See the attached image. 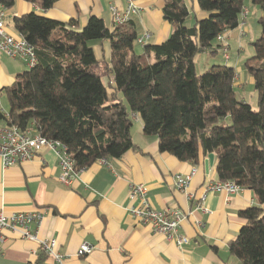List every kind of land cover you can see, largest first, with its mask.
I'll list each match as a JSON object with an SVG mask.
<instances>
[{"label": "trees", "instance_id": "16d2710c", "mask_svg": "<svg viewBox=\"0 0 264 264\" xmlns=\"http://www.w3.org/2000/svg\"><path fill=\"white\" fill-rule=\"evenodd\" d=\"M17 1L0 5L10 10ZM23 1L41 9L12 17L18 34L35 46L37 64L1 91L9 108L0 107V125L62 143L78 172L136 149L137 114L144 134L158 137L160 153L195 165L215 154L217 179L253 191L259 203L239 211L247 223L229 252L243 264H264V0H197L207 17L193 26H187L191 13L184 0H164V18L174 30L163 44L146 45L143 54L135 51L133 21L111 30L91 16L80 28L74 19L43 15L57 0ZM246 1L262 11L261 35L244 64L254 79L257 108L238 98L235 68L213 65L200 74L195 62L198 54L223 48L217 37L239 28ZM105 40L110 63L89 47ZM105 78L115 83V94L108 93Z\"/></svg>", "mask_w": 264, "mask_h": 264}, {"label": "crops", "instance_id": "0c3cea01", "mask_svg": "<svg viewBox=\"0 0 264 264\" xmlns=\"http://www.w3.org/2000/svg\"><path fill=\"white\" fill-rule=\"evenodd\" d=\"M134 1L140 9L139 16L133 19L138 37L150 33L146 45L166 42L174 28L164 18L165 1ZM184 1L191 13L187 26H193L207 17L197 0ZM111 6L124 12L127 0H57L52 8L42 13L60 22L74 19L80 28L87 24L91 16H96L113 30ZM38 8L37 5L18 0L12 9L7 10L6 17L9 14L12 18L41 12ZM250 16L251 11L243 28L226 34L223 47L229 49V60L225 59L223 48L216 54H200L206 58L207 69L212 63L235 68L236 94L254 107L253 102L248 100L249 95L253 99V94H256L254 79L244 66L243 46L237 53L231 46L233 40L248 35ZM6 30L11 35L20 36L15 28L14 32L7 27ZM94 50L99 60L111 62L109 40L101 41ZM135 51L143 54L144 47L136 44ZM220 52L222 61L216 62ZM150 59L153 60V56ZM195 62L198 72L197 56ZM26 70L23 61L0 55V107L2 95L5 96L1 91L10 87L17 75ZM109 86L113 91L107 88L108 93L115 94V83ZM8 108L2 109L7 112ZM133 118L132 139L136 149L129 150L121 158L100 160L80 171L71 187L60 183L58 157L51 149L44 148L34 160L8 169H4L0 161V211L10 216L36 211L45 213L39 227L33 225L32 230L39 240L56 241V250L63 257V264H243L230 254L229 244L247 223L239 216V211L259 206L254 192L242 189L233 194L206 193L207 184L218 181L216 155L213 167L206 172L207 157L195 165L160 153L158 137L144 134L140 115ZM195 168L198 170L188 190L178 191L176 176L189 175ZM131 184L149 187L152 207L159 210L176 209L186 217L181 223V233L190 239L188 245L179 248L163 235L155 234L149 227L139 224L130 215L128 194ZM85 243L91 245L93 250L80 257L77 253ZM45 261L49 259L38 242L22 238L18 231L5 232L0 264Z\"/></svg>", "mask_w": 264, "mask_h": 264}, {"label": "built area", "instance_id": "2783aa9c", "mask_svg": "<svg viewBox=\"0 0 264 264\" xmlns=\"http://www.w3.org/2000/svg\"><path fill=\"white\" fill-rule=\"evenodd\" d=\"M114 27L124 25L136 16H139L140 9L134 0H127V7L124 12L119 11L115 6L110 8ZM38 11L41 9L38 8ZM7 9L0 5V55L8 58L23 61L27 70H31L37 64L36 48L28 43L22 36H14L6 30ZM249 15L247 8L243 9L239 27L243 28ZM226 32L220 33L217 37L219 43L223 44ZM150 33H145L137 38V44L145 47L150 39ZM224 57L229 60V49L223 47ZM44 148L51 149L58 157L59 161V181L66 187H71L74 178L78 175L75 160L67 153L66 147L60 142L47 140L46 138L33 133V131H22L17 126L0 125V161L4 169L19 166L34 160ZM197 168L189 175L176 176V189L186 192L193 177L197 173ZM82 171V170H81ZM242 188L231 181H211L206 186V193L228 194L238 193ZM128 198L131 206L128 208L130 215L141 225L149 227L155 234L163 235L168 241L175 243L179 248L190 243V239L181 233V223L185 216L176 209L159 210L150 204L149 187L144 184H131ZM205 195L202 197V201ZM202 208V207H200ZM45 213L36 211L34 213H20L6 215L0 211V255L2 244L5 241V232H19L21 237L39 243L41 250L45 252L49 261L28 262L26 264H63V257L56 250L55 240H39L37 234L32 230V226L37 228L42 222ZM93 247L87 243L83 244L78 251V256L90 254Z\"/></svg>", "mask_w": 264, "mask_h": 264}, {"label": "rangeland", "instance_id": "374dc122", "mask_svg": "<svg viewBox=\"0 0 264 264\" xmlns=\"http://www.w3.org/2000/svg\"><path fill=\"white\" fill-rule=\"evenodd\" d=\"M245 7L248 8L249 11H251V16L248 19L249 20V33H248V35L244 36L241 39L233 40V44L231 46H232V50H235L236 53H237V50L240 49L241 46H243L242 55L246 61L247 59L251 58L254 55V48H253L252 43L257 38H259L261 35V28H260V25L258 24V20L262 15V11L260 10L259 7L252 5L249 1H246ZM9 15L5 18L6 27L9 30H12L14 32L12 18L9 17ZM100 42L101 41H91V42H89V47H92L95 49V46L99 45ZM235 52H233V53H235ZM221 55H222V53L220 52L219 55L216 56L217 57L216 62L222 61ZM211 57H213V56H211ZM197 64H198V72L200 74L205 72L209 66L206 64V58L204 56H201V54L197 55ZM213 64L218 65V63H212V65L211 64L210 65L213 66ZM104 83L106 84V87L108 88L109 91H113V88L111 86H109V84H108L107 78L104 79ZM250 89L252 90V88H250ZM253 97L254 98L252 99V97H250V95H249L248 100L250 102H253V106H254L253 108H257V104H256L257 94L254 93ZM124 102L127 104V101L125 98H124ZM249 104L251 105V103H249ZM1 107L5 110H7V108H8L7 99L4 95H2Z\"/></svg>", "mask_w": 264, "mask_h": 264}, {"label": "water", "instance_id": "95a60500", "mask_svg": "<svg viewBox=\"0 0 264 264\" xmlns=\"http://www.w3.org/2000/svg\"><path fill=\"white\" fill-rule=\"evenodd\" d=\"M215 155L209 154L207 158L205 159V170L206 172H209L210 168L213 167L214 164Z\"/></svg>", "mask_w": 264, "mask_h": 264}]
</instances>
